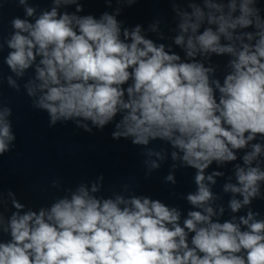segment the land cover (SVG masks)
Instances as JSON below:
<instances>
[{
	"label": "clouds",
	"instance_id": "obj_1",
	"mask_svg": "<svg viewBox=\"0 0 264 264\" xmlns=\"http://www.w3.org/2000/svg\"><path fill=\"white\" fill-rule=\"evenodd\" d=\"M52 2L34 22L14 17L5 41L11 51L4 63L12 73L23 77L34 66L35 77L23 86L35 98L32 107L48 114L50 126L71 121L91 134L115 122L114 140L167 142L174 149L171 167L195 170L196 191L186 195L194 210L181 221L180 210L159 199L98 198L102 185L93 183L90 191L81 184L70 198L22 212L25 204L14 192L5 199L0 191V230L10 236L0 242V264H264V219L251 209L253 200H264V0H203V7L189 0L191 12L181 10L182 0H170L181 18L174 44L184 59L142 35L141 25L124 27L117 19L121 8L97 19L76 14L84 11L82 0ZM116 2L132 7L138 0ZM18 3L26 17L35 15L28 0ZM104 3L110 7L112 0ZM61 6H75V12L61 13ZM213 54L231 57L222 83ZM6 80L20 92L11 75ZM11 115V107L0 109V157L15 148ZM249 147L244 166L233 165L236 183L223 186L233 194L231 212L248 211L238 222L236 216L214 219L225 209H214L220 197L210 185L224 173L205 170L237 161V151ZM145 154L165 159L150 148ZM159 167L151 161L146 176ZM165 181L177 182L172 173ZM9 199L15 211L6 218Z\"/></svg>",
	"mask_w": 264,
	"mask_h": 264
}]
</instances>
